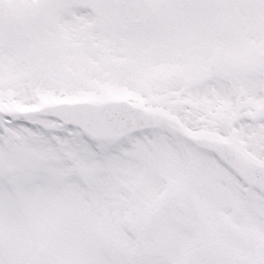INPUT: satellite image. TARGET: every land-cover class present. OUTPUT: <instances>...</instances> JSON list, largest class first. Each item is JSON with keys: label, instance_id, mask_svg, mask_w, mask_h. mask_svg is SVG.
I'll return each instance as SVG.
<instances>
[{"label": "snow or ice", "instance_id": "obj_1", "mask_svg": "<svg viewBox=\"0 0 264 264\" xmlns=\"http://www.w3.org/2000/svg\"><path fill=\"white\" fill-rule=\"evenodd\" d=\"M0 264H264V0H0Z\"/></svg>", "mask_w": 264, "mask_h": 264}]
</instances>
